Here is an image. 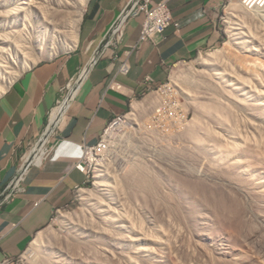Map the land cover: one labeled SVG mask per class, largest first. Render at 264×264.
<instances>
[{"label":"rangeland","instance_id":"374dc122","mask_svg":"<svg viewBox=\"0 0 264 264\" xmlns=\"http://www.w3.org/2000/svg\"><path fill=\"white\" fill-rule=\"evenodd\" d=\"M233 1L244 3L243 0H228L225 3L220 15L223 17L220 22L226 33L224 43L190 61L172 66L169 78L165 81L172 88L165 95L159 92L160 98L155 105L157 107L162 100L167 104L163 115L154 112L155 106L150 107L142 120L136 122L134 119H124L122 125L111 129L106 144L101 149H93L88 155L92 176L90 184L77 193L74 201L56 213L51 222L40 231L45 235L40 241L41 244L35 242L38 233L19 257L3 264H137L140 261V264H264V154L261 156L264 152V124L263 137L258 136L259 140L257 136H252L255 134L252 122L262 123L264 112L261 113L260 107L264 108V105L258 104V101L264 103V97L255 100L252 106L256 104V108L250 107L249 110L248 107L249 111L245 106H235L238 100L236 93H231L220 85V89L217 88L218 85L214 84V81L211 85L214 78L208 72L209 66L202 59L212 57L217 52L219 57H222L218 60L224 62L225 66L228 64L229 71L233 69L240 73L241 78H246L245 81L252 75L249 84L255 86L256 83V88L264 90V83L261 81L264 79V5L248 6L246 11L239 10L234 15L235 22L240 20L239 22L249 23L250 28H253V33L247 38L251 42L248 43L249 48L241 49L231 42L228 32V22L233 17L230 9ZM0 10V16H3L0 17V36L5 33L1 38L7 36V40H14L15 34L22 29L23 24L16 19L5 21L4 7ZM38 26L32 25L28 29L33 31ZM28 29H25V39L22 42V46L27 47L24 54L20 56L17 50L11 48L6 54L0 55V66L3 68L1 70L0 67V86L7 82L4 74L7 68L19 69L25 61V56H31L33 50H37L31 46L32 32L29 33ZM10 39L6 44L12 42ZM68 52L70 51L61 52L60 56ZM48 58L42 57L34 64L26 65L13 77L12 82L25 70L47 61ZM232 61L233 64H230ZM256 62L259 65H256ZM246 65L251 67V74ZM207 77L210 78L209 81ZM260 81L262 83H259ZM187 86L190 88L187 89L189 94H196L197 100L209 102L207 105L216 106L221 103L222 109L212 106L210 111L208 109L209 112H201V109L193 104V98L181 91V88L185 89ZM228 88L231 89V86ZM230 96L234 106L230 102ZM143 98L144 96L141 99ZM131 112V109L126 111L127 114ZM258 117L260 118L257 119ZM197 120L199 123H196ZM197 135L202 138L200 142H197ZM235 136L237 141L238 137L241 139L248 136L252 145L248 143L246 148L241 146V149H238L242 150L239 154L233 150L230 152V144ZM225 143L228 145V151L223 155L221 148ZM139 173L149 181L147 189L128 184V181L131 178L136 179L133 177ZM105 176H109L110 189L107 190L106 196H109L102 206L99 199L103 185L100 180H104ZM85 192L93 193V197L86 199ZM108 213L112 216L106 222L104 215ZM64 216H69V220ZM132 222H136L135 227ZM124 224H128V228L142 226L144 231L142 235L135 236L124 231ZM101 227H104L102 231ZM111 228L121 231V239L124 232V236L133 235L137 239L129 237L122 244L113 245L109 234ZM143 234H146V237L148 235V238L143 239ZM88 244L93 246L86 247ZM95 246L100 247L96 249ZM146 246L152 248L151 256L141 253V248ZM105 248H111L114 253H105ZM94 249L102 253L94 255ZM79 251L84 254L85 261L81 259Z\"/></svg>","mask_w":264,"mask_h":264},{"label":"crops","instance_id":"0c3cea01","mask_svg":"<svg viewBox=\"0 0 264 264\" xmlns=\"http://www.w3.org/2000/svg\"><path fill=\"white\" fill-rule=\"evenodd\" d=\"M129 1L89 0L76 48L25 70L0 95L1 200L20 175L24 155L46 131L67 86L79 80L57 133L43 145L42 158L27 167L9 199L0 201V264L19 257L56 211L90 184V176L77 164L84 147L97 143L115 116L150 87L167 81L173 65L224 43L220 15L228 0H167L177 25L142 40L141 13L127 19L115 44L105 45ZM124 61L130 67L127 73L120 70Z\"/></svg>","mask_w":264,"mask_h":264},{"label":"bare ground","instance_id":"6f19581e","mask_svg":"<svg viewBox=\"0 0 264 264\" xmlns=\"http://www.w3.org/2000/svg\"><path fill=\"white\" fill-rule=\"evenodd\" d=\"M88 1L89 0H0V8L1 7H4V12L3 13H5L4 14V20L5 21H7V22H9L10 20H19L20 21V23H22L23 24V26H22V29H20L19 30V32H18V34H15V35H13V34H11V36L13 35V39L14 40H12V39H10L9 37V39L10 40H12V42H10L9 44H6V43H8L9 41V39L7 40V36L5 37V38H1V37H4L3 35L5 34H3L2 36H0V55H4V54H6V52H9L10 50L9 49H15V50H17V52L19 53V55L21 56L22 54H24L26 51V49H27V47L26 46H22V42L24 41V39H25V29L27 28L28 29V27L29 26H32V25H39L35 30H33V31H30L29 29H28V31H29V33H31V37H30V40H32V47L33 48H35V49H37L36 51L35 50H33L34 52L31 54V56H29V54H28V56H25V61H23V64L19 67V69H13V67H12V69H9V68H7L6 70H5V76H6V78H7V82H6V84H4V86H0V95L10 86V84L12 83V79H13V77L16 75V74H18V73H20L25 67H26V65H28V66H30L31 64H34L35 62H36V60H38V59H40V58H42V57H49V58H52V57H54V56H56V55H58V54H60L61 52H64V51H71V50H73V49H75L76 48V46H77V42H78V37H79V29H80V24H81V21H82V19H83V15H84V12H85V10H86V5H87V3H88ZM2 5V6H1ZM16 5V6H15ZM258 5H256V7H257ZM248 6L246 5V4H244V3H242V1H241V3H240V1L238 2V1H233V2H231V4H230V9H231V16H233L232 18H230V20H229V22H228V32H229V36L231 37V42L234 44V45H236L237 47H239V48H241V49H244V48H246L247 49V47L249 48V44L248 43H251L250 42V40H248L247 38L248 37H250V34H252L253 32H251V29H253V28H250V26L248 25V24H245V22H235V20H234V15L235 14H237L236 12H238L239 10H247L246 8H247ZM3 10V9H2ZM2 10H0V14H1V12H2ZM252 12V11H251ZM243 13V12H242ZM246 13V12H245ZM244 13V14H245ZM247 14V13H246ZM252 14H253V12H252ZM2 15V14H1ZM248 15H249V13H248ZM33 18H32V17ZM252 16V15H251ZM0 17H3V16H0ZM27 18H28V23H27ZM29 20H30V22H29ZM247 22V21H246ZM6 29H8V28H6ZM14 30V29H13ZM253 31V30H252ZM17 32V31H16ZM10 33V32H9ZM12 33V32H11ZM15 33V32H14ZM7 34V33H6ZM254 35H255V32H254ZM10 36V35H9ZM10 36V37H11ZM256 36V35H255ZM33 37V38H32ZM26 38H27V36H26ZM257 38V37H256ZM8 41V42H7ZM27 42V41H26ZM30 43V42H29ZM30 43V44H31ZM7 45L8 46H11V47H7ZM30 46V48H32ZM256 50V49H255ZM40 51V52H39ZM241 51V50H240ZM242 53H243V51H241ZM256 52H260V51H256ZM97 53V52H96ZM263 53V52H262ZM253 54H254V51H253ZM261 54V53H260ZM8 55H9V53H8ZM242 55H244V54H242ZM256 55H257V53H256ZM259 55V54H258ZM234 56H235V54H234ZM254 56V55H253ZM261 56V55H260ZM3 57V56H2ZM225 57V56H224ZM252 57V56H251ZM263 57H264V55H263ZM24 58V57H23ZM212 58V59H211ZM218 58H222V57H219V54H217V52L215 53V55H213L212 57H208V58H205V57H202V59H203V62L204 63H206L208 66H209V70L210 71H208V72H210V74H211V76H213V78H214V80H212L213 78L211 77V80H212V83L211 82H209V83H211V85L213 84V81H214V84L216 83L218 86H216L217 88L219 87V85L220 86H222L223 88H225L227 91H229V92H231V93H236V95H237V101L235 102V106H240V105H242V106H245V108L248 110V107H249V110H250V107H253L252 106V104L255 102V100H260L262 97H264V90L263 89H258V88H256V83H255V86H254V84L253 85H251V84H249L250 82V78H251V76H250V78L249 79H247L246 81H245V79H243V76H242V78H241V76H240V73L238 74L236 71H234L233 69L231 70V71H229V66H228V64H227V66H228V68H227V66H225L224 65V62H222V61H219L218 60ZM4 59V58H3ZM239 59H240V57H239ZM252 60H253V58H251ZM214 62H213V61ZM215 60H218V62H215ZM237 60V59H236ZM251 60V61H252ZM242 61V60H241ZM245 61H246V59H245ZM251 61H248V62H251ZM2 62V61H1ZM252 63H254V61L252 62ZM4 63H2V65H3ZM209 64H214L213 66L212 65H209ZM230 64H233V61L230 63ZM238 64V63H237ZM244 64H247V63H244ZM244 64H242L243 66H244ZM250 64V63H249ZM255 64V63H254ZM259 65V63H257L256 62V65ZM264 65V64H263ZM262 65V66H263ZM6 67L8 66V65H5ZM247 67H248V65H246ZM255 66V65H254ZM1 67V66H0ZM4 67V66H3ZM9 67V66H8ZM250 67V66H249ZM248 67V69L250 70V74H251V67L249 68ZM253 67V66H252ZM256 67V66H255ZM16 68V67H15ZM260 68V67H259ZM258 68V69H259ZM3 68L1 67V70H2ZM244 69H246V68H244ZM247 69V70H248ZM90 70V69H89ZM248 70V71H249ZM254 70V69H253ZM264 70V69H263ZM85 71V70H84ZM262 71V70H261ZM4 72V71H3ZM253 72V71H252ZM257 72V71H256ZM259 72V71H258ZM262 73V72H261ZM260 73V74H261ZM264 73V72H263ZM3 74V75H4ZM256 74V73H255ZM254 74V75H255ZM86 75V74H85ZM209 75V74H208ZM243 75V74H242ZM17 76V75H16ZM207 76V75H206ZM206 76L203 78V80H200L201 82L202 81H204V79L206 78ZM262 76V75H261ZM257 79L258 80H260V78H259V76L257 75ZM209 77H207V79H208ZM263 78V77H262ZM261 78V79H262ZM210 79V78H209ZM209 79H208V81H209ZM255 79H256V77H255ZM252 81L254 80V78L253 79H251ZM191 81V80H190ZM200 81L198 82V83H200ZM206 81V80H205ZM207 81V82H208ZM256 81V80H255ZM263 83H264V79L263 80H261ZM259 82V83H262V82ZM178 83H179V81H177ZM258 82V81H257ZM252 83H254V82H252ZM81 84V83H80ZM206 84H208V83H206ZM197 85V84H196ZM202 85H204V82L202 83ZM210 85V86H211ZM258 85V84H257ZM259 85H261V84H259ZM258 85V86H259ZM200 86V85H199ZM206 85H204V87H205ZM208 86V85H207ZM209 86V87H210ZM214 86V85H213ZM229 86H231V89H229L228 87ZM79 87V82L72 88V95H74V93L76 92V90H77V88ZM202 87V86H201ZM264 87V86H263ZM189 87L187 86L185 89H183V88H181V91L183 92V93H187V94H185V95H188V97L189 98H193V104H195L198 108H200L201 109V112L203 111V112H207L208 111V109H209V111H210V108L212 107V106H214V108H217V109H219V107L222 105L221 103H220V105H207L209 102H203V101H200V100H197V98H196V94H189V92H188V90L190 89H188ZM210 88H212V86L210 87ZM188 89V90H187ZM219 89H220V87H219ZM215 91H217V89L215 90ZM222 92H224L223 90H221ZM226 91V92H227ZM191 92H192V90H191ZM198 91H196V93H197ZM193 93V92H192ZM218 93V92H217ZM77 94V93H76ZM224 94H226L225 92H224ZM219 95H221L220 93H219ZM229 95V94H228ZM235 95V94H234ZM235 95V96H236ZM222 96H224V95H222ZM211 97V96H210ZM225 97V96H224ZM231 97V96H230ZM232 97H233V94H232ZM232 97L231 98H229L230 99V102H231V99H232ZM211 99V98H210ZM222 99V98H221ZM264 99V98H263ZM157 100H158V96H156V95H154V94H149V95H147V96H145L143 99H141V100H139V101H135L133 104H132V112H131V114H127V116H126V118H128V119H134V120H136V122H138L139 120H142V117L150 110V107H152V105H154V103H156L157 102ZM204 100V99H203ZM223 100V99H222ZM226 100V99H225ZM228 102H229V100H227ZM256 101V102H257ZM225 102V101H224ZM238 102H239V104H238ZM263 102V101H262ZM211 103V102H210ZM232 103V102H231ZM230 103V104H231ZM233 104V103H232ZM258 104H262V105H264V103H259V101H258ZM229 105V104H228ZM67 106H68V103H65L62 107H58V108H56L55 110H54V112H53V114H52V118L53 119H58V118H60L64 113H65V110H66V108H67ZM233 106H234V104H233ZM255 106H256V104H255ZM254 106V107H255ZM228 107V106H227ZM253 107V108H254ZM221 108V107H220ZM241 108V107H240ZM239 108V109H240ZM244 108V109H245ZM252 108V109H253ZM256 108V107H255ZM254 108V109H255ZM259 108V107H258ZM261 108V113L263 114V112H264V108L263 107H260ZM213 109V108H212ZM222 109V108H221ZM226 109H228V108H226ZM242 109V108H241ZM220 110V109H219ZM231 110V109H230ZM248 110V111H249ZM260 110V109H259ZM208 111V112H209ZM218 111V110H217ZM254 111H256V110H254ZM253 111V112H254ZM252 112V111H251ZM261 113H259L260 115H262ZM202 114H204V113H202ZM206 114V113H205ZM255 114H256V112H255ZM258 114V115H259ZM252 115H254V114H252ZM259 115V116H260ZM219 117V116H218ZM220 118V117H219ZM260 117H258L257 119H259ZM201 119V118H200ZM249 119V118H248ZM252 120H254V119H252ZM250 120H248V122H249ZM201 122V121H200ZM202 122H203V120H202ZM261 122L262 123H255V122H252V124H250V125H252L253 126V128H254V130H255V134H253L254 132H252L251 131V133L253 134L252 136H254L255 135V137L257 136H262L263 137V130H262V126H263V124H264V116H262V118H261ZM196 123H199L198 122V120H197V122ZM197 125V124H196ZM202 126V125H201ZM195 127V126H194ZM264 128V127H263ZM189 130H190V128H189ZM192 130H194V129H192ZM187 132V131H186ZM192 132V131H191ZM191 132H189L190 134H191ZM235 132V131H234ZM118 133V132H117ZM188 133V132H187ZM186 133V134H187ZM194 133H195V131H194ZM217 135V134H216ZM190 136V135H189ZM195 136V135H194ZM240 136H242V135H240ZM249 136V135H248ZM248 136H244V137H241V139H239V137H238V140L239 141H237L236 139V136H235V139L234 140H232L231 141V146H230V152H232V150L233 151H235L236 153H241V151L240 150H238L241 146L242 147H245L246 148V146H248V143H250L249 142V137ZM197 137H198V139H197V142H200V140L202 139H200L199 138V136L197 135ZM233 138H234V136H232ZM196 138V137H195ZM195 138H193V139H195ZM251 139V138H250ZM258 139H259V137H258ZM240 140H242L241 142H240ZM260 140V139H259ZM264 142V141H263ZM229 143V142H228ZM261 143V142H260ZM226 144V143H225ZM251 144V143H250ZM252 145V144H251ZM263 145V144H262ZM227 144L226 145H223L222 146V154L224 155V154H226L227 153ZM220 147V146H219ZM251 147V146H250ZM249 147V148H250ZM262 147V146H261ZM215 148H217V147H215ZM263 148H264V146H263ZM220 149V150H221ZM241 149V148H240ZM242 149H244V148H242ZM251 149H253L252 147H251ZM255 149V148H254ZM261 149V148H260ZM245 151H246V149H244ZM257 151H258V149H256ZM247 151L249 152L250 150L247 148ZM253 151V150H252ZM261 151V150H260ZM244 153H246V152H244ZM243 153V154H244ZM249 153H251V152H249ZM258 153V152H257ZM220 154H221V152H220ZM228 154H229V152H228ZM234 154V153H233ZM237 154V155H238ZM253 154V153H252ZM251 154V155H252ZM262 154H264V152H262L261 153V156H262ZM236 155V154H235ZM253 155H255V154H253ZM221 155H219V157H220ZM227 157V156H226ZM239 157V156H238ZM221 159V158H220ZM225 159V158H224ZM255 159V158H254ZM256 160V159H255ZM236 162H238V161H236ZM103 163V162H102ZM105 163V162H104ZM225 163V162H224ZM231 163V162H230ZM233 164H235V163H233ZM99 165V164H98ZM108 165V164H107ZM113 165V164H112ZM238 165V164H237ZM248 165V164H247ZM251 165V164H250ZM235 166V165H234ZM110 167V166H109ZM240 167H243V166H240ZM246 168H247V166H246ZM242 169V168H241ZM244 169V168H243ZM247 169H249V168H247ZM226 170V169H225ZM244 171V170H243ZM242 172V171H241ZM248 172V171H247ZM240 173V172H239ZM137 175H138V178H137ZM137 175H135L133 178H136V179H134V180H132V178L128 181V184H130V185H137L138 187H141L142 186V188H148L147 186V182H149L146 178H144L143 176H141L142 174H137ZM241 176H242V174H240ZM247 175V174H246ZM245 175V176H246ZM132 176V175H131ZM244 176V175H243ZM109 176H107V178H106V176H105V178H104V180H100L101 182V185H103V186H101V189H102V191H101V197H100V205H104V202L106 201V199H107V197L109 196H106V194L108 193L107 192V190L108 189H110L109 188V183H108V178ZM111 177V176H110ZM151 182V181H150ZM153 183H154V181H153ZM153 183H151V186L153 185ZM150 184V183H149ZM110 186H112L111 184H110ZM114 187V186H113ZM113 187H112V189H113ZM135 187V186H134ZM137 188V187H136ZM138 189V188H137ZM154 189V188H153ZM145 191V190H144ZM110 192V191H109ZM148 192V191H147ZM86 193V192H85ZM93 193H86V199H88V200H90L92 197H93V195H92ZM100 194V193H99ZM110 194V193H109ZM84 196V197H85ZM98 207H99V205H98ZM99 208H101V207H99ZM99 210H101L102 211V209H99ZM104 210V209H103ZM111 216H112V214L110 213H108V215L106 214V215H104V219L106 220V222L109 220V219H111ZM64 218L65 219H68L69 220V216L68 217H66V216H64ZM123 221V220H122ZM130 221V223H131V220H129ZM103 223H105V221L103 222ZM132 223H134V222H132ZM97 224V223H96ZM136 222L133 224V227H135L136 225ZM128 225V224H127ZM127 225H122V227H123V229H124V227H126L125 228V230L124 231H126L127 233H132V234H134L135 236H139V235H142V231H144V229L142 228V226H140V228H133L132 226H130L129 228H128V226ZM132 225V224H131ZM135 225V226H134ZM114 227V226H113ZM109 228V227H108ZM142 228V229H141ZM101 229H104V227H101L100 228V230ZM118 229L116 228V230L114 229V228H111V229H109V231H110V238H111V241H112V243H113V245H117V244H122V242L124 241V240H127L126 238H129V237H131L133 240L135 239V236L133 237V235H131V236H124V233L122 234L123 236H122V239L120 238L121 236H120V234H119V232H121V231H117ZM102 231V230H101ZM130 233V234H131ZM117 235H119V236H117ZM144 235V234H143ZM44 236L45 235H42L40 232H39V234H38V236L36 237V240H35V242L36 241H38L39 242V244H41V240H42V238H44ZM145 236V237H144ZM143 237V239H145V238H148V235H147V237H146V234L144 235ZM212 236V235H211ZM124 237V238H123ZM139 238V237H138ZM141 238V237H140ZM150 238V237H149ZM131 239V240H132ZM137 239V238H136ZM135 239V240H136ZM154 239V238H153ZM82 240V239H81ZM87 240V239H86ZM148 241V240H147ZM157 241V240H156ZM80 243H81V241H79ZM88 242V241H87ZM135 242V241H134ZM79 243V244H80ZM89 243V242H88ZM38 244V243H37ZM37 244H35V245H37ZM90 244V243H89ZM87 245L86 247H88V246H93V245ZM108 245V244H107ZM125 245V244H124ZM155 245V244H154ZM149 246H151V245H149ZM149 246H146L145 248H141L143 251L141 252V253H143V254H146V255H150L151 256V254L153 253L152 252V248L151 247H149ZM34 247V246H33ZM42 247V246H41ZM96 247V249L98 248V247H100V246H95ZM102 247V246H101ZM111 247V246H110ZM154 247V246H153ZM90 248V247H89ZM91 249V248H90ZM96 249H94L95 250V252L93 251L92 253L94 254V255H96L97 253L99 254L101 251L100 250H102V249H100V250H98V251H100V252H96ZM88 250V249H87ZM105 251V253H108V252H111L112 254L114 253L113 252V250L110 248H105L104 249ZM154 250V249H153ZM156 250V249H155ZM154 250V251H155ZM78 251V250H77ZM91 251H92V249H91ZM91 253V252H90ZM96 253V254H95ZM102 253V252H101ZM110 253V254H111ZM156 253V252H155ZM74 254V253H73ZM79 254H80V256H81V259L83 260V261H85L86 259L84 258V254H82L80 251H79ZM93 255V256H94ZM50 256V255H49ZM108 257H109V255H108ZM115 257V256H114ZM120 257H122V256H120ZM130 257V256H129ZM148 257V256H147ZM156 257V256H155ZM145 258V257H144ZM44 259V258H43ZM50 260V259H49ZM52 260V259H51ZM111 260V259H110ZM48 261V260H47ZM53 261V260H52ZM90 262V261H89ZM141 262V261H140ZM140 262H138L137 264H140ZM44 263H45V261H44ZM136 263V262H135ZM54 264V263H53Z\"/></svg>","mask_w":264,"mask_h":264},{"label":"built area","instance_id":"2783aa9c","mask_svg":"<svg viewBox=\"0 0 264 264\" xmlns=\"http://www.w3.org/2000/svg\"><path fill=\"white\" fill-rule=\"evenodd\" d=\"M243 1L247 6H250V7H254L256 5H260V6L264 5V0H243ZM141 13L145 15V19L142 24L141 36H140L142 40L153 39L155 36L163 34L170 25H173V24L177 25V23L174 20L173 13L171 11V8L167 0H161L157 2L153 0H130L129 3L126 5V7L121 12V14L119 15L113 27L111 28L109 32V36L106 39L105 45L115 44L117 40L121 38V35L123 33L122 29L127 19L129 17L137 16ZM220 18L222 19L223 17L220 16ZM129 68L130 67H129L128 62L124 61L121 64L120 70L123 73H127L129 71ZM84 72L85 71L81 73L82 75H80V77L83 76ZM78 81L79 80L77 79L74 83H70L67 86L66 95L58 101V105L56 108L62 107L65 103H68L69 105L71 99L73 98L72 88L78 83ZM171 88L172 87L170 86L169 83L163 82L154 87H150V89L144 95V97L149 94H154L158 96V99H159L160 98L159 92L164 93L165 95V93L171 90ZM164 95L162 98H164ZM156 103H154V105H152L151 108H153L156 105ZM166 107H167V104L162 100V102L159 103L156 109H154V112L161 116L163 115ZM129 109H131L132 111V105ZM52 114L50 116L48 126L44 134L41 136L39 141L33 147H31L30 151L24 155L22 168L20 170V175L12 183L9 184V186L7 187V191L3 192L2 197H1L2 199L0 200L1 203L4 200L9 199V197L12 195V192L16 190L19 179L21 178L22 174L25 172L27 167L33 162H37L42 158L41 152L43 149V145L47 141V138L49 137V135L53 133H57L64 114L58 119H53ZM126 116H127L126 112L115 116L104 129L97 144L95 143L94 145L84 147V153H83L82 160L77 164V167L79 169L86 170V173L90 176V180L92 177L91 176V162L89 161L88 155L92 153L93 149H96V148L101 149L104 146V144H106V141H108V138H109L108 135L111 129L114 130L115 126L122 125L124 123V119H128L126 118ZM81 190L82 189H79L77 192L79 193ZM60 210L61 209H58L56 213L60 212ZM13 260L14 259H7L4 263H10Z\"/></svg>","mask_w":264,"mask_h":264}]
</instances>
